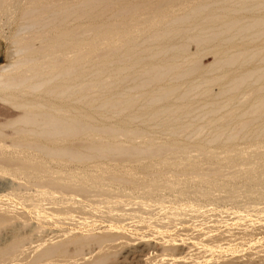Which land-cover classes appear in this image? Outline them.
<instances>
[{"label": "bare ground", "instance_id": "1", "mask_svg": "<svg viewBox=\"0 0 264 264\" xmlns=\"http://www.w3.org/2000/svg\"><path fill=\"white\" fill-rule=\"evenodd\" d=\"M3 15L11 17L15 30L10 38L13 56L0 67V179L6 185L3 196L21 199L28 210L19 214L15 205L0 201V234L27 213L39 224L72 220L76 209H86L84 214H110L114 221L100 232L64 234L60 228L59 240L35 243L34 254L26 257L23 254L28 253L21 252L23 259H18L16 247L22 236L14 241L17 235L12 234L0 241V250L6 247L0 259L16 264H56L58 260L112 264L118 251H104L105 247L125 236L120 224L125 213L118 211V205L123 201L135 205L129 210L138 214L155 203L170 201L162 199L170 191H181V184L212 187L218 182L213 179L225 173L222 168L233 169L225 179L226 189L244 173L241 184L252 186L257 199H263L264 0H0ZM89 162L94 165L87 166ZM132 182L137 190L130 188V192L127 186L132 187ZM22 186L32 187L33 193L20 197ZM138 190L140 194L135 193ZM182 201L181 206L170 201L174 206L167 207L164 216L170 214L173 219L187 214L192 200L187 195ZM207 201L203 202L209 205ZM173 239L167 242L168 249L183 250V254V247ZM92 243L104 249L99 248L101 252L90 261L66 259L68 247L80 255L77 252ZM136 243L130 248L125 244L124 258L132 256L137 264H144L143 251L154 245ZM244 264H264V258Z\"/></svg>", "mask_w": 264, "mask_h": 264}, {"label": "rangeland", "instance_id": "2", "mask_svg": "<svg viewBox=\"0 0 264 264\" xmlns=\"http://www.w3.org/2000/svg\"><path fill=\"white\" fill-rule=\"evenodd\" d=\"M9 15H3V16H0V67L1 66H4V65H6L11 59V57L13 56L12 55V53H13V47H12V45H11V39H13L12 38V32L15 30V27H14V23H12L13 21H11V17L9 16ZM3 17V18H2ZM7 18V19H6ZM8 19H10L9 21H8ZM7 38V39H6ZM11 38V39H10ZM88 165L87 166H89V164L90 165H94V162H92V164H91V162H89V163H87ZM233 169L231 168V170H227V169H225V168H222V172H225V173H227L226 175H225V173L224 174H222V177H221V174H219V176L217 177H215L213 180H215L217 183H215L214 182V184H213V186L211 187H208L207 189L205 188V187H198V185H194L193 184V186H192V184H186V185H183V184H181V185H179L180 187H179V189H181V191L183 192V191H187V190H189V191H187L185 194H184V196H183V194L182 195H180L179 194V192H181V191H179V192H177L176 190L175 191H173V193L174 194H176V195H178L180 198L179 199H177V197L178 196H174V194L173 193H171L172 191H170L169 193L172 195V198L174 197V199H172L171 200V195L170 196H166L165 195V197H167V198H163L162 200H167L168 199V197L170 198V201H179L181 204L183 203V201H182V199H184V198H187V195H188V197L192 200V205H191V207H187L189 210H191V211H189L188 209V211L186 210L185 211V209H184V211L185 212H187V214H185V213H181L182 214V216H181V214H180V216H178V217H176L175 218V216H173V219H172V217L170 216V214H166L167 216H164V214L165 213H168V211H169V207L170 208H172V206H174V204H171L172 206H170V201L169 200H167V201H163L164 203L166 202L167 203V206H164V207H168L167 209H166V212H165V209L162 207L163 205L162 204H164L162 201V204H158V203H155L154 205H152V206H148V207H146L145 209L143 208V209H141L140 211H139V213L141 214H135V213H133L132 214V212L130 211V210H132V209H136L137 208V206H135V205H132V204H128V202H127V204L125 205V203H126V201H123V203H121V205H118V211L120 210V213H125V215H124V217L120 220L121 222H120V224H122V229L123 230H125L124 231V234H125V236L123 237V238H120V239H117V240H114L115 241V245L112 243V245H110V247H105L106 249L104 250V251H106L107 249L108 250H111V252H114V249L116 250V251H118V252H116V254H114V257L112 258L113 259V263L115 264H137L136 263V258H133L132 256H125V258H124V255L126 254L125 252L127 251V249H128V247H126V245L127 246H129V248H130V246L131 245H129V244H135L136 242V245L137 244H141V243H145L146 242V244H148V242H149V244L148 245H154V247L153 246H147V248L143 251V253H144V257H143V262H144V264H227V263H232V264H244V263H246L247 261H252V263H254V262H256L257 261V263L258 262H262V260H263V256H264V243H263V241H264V221H262V220H264V201H262L263 199H264V197H263V199H262V197H260V199H257V198H259L258 196H257V194L258 193H256L254 190V188H252V186H250V188L247 186V187H245V186H243V184H241V178H242V180H243V178L245 177V176H243L244 175V173L242 174H240L239 176L240 177H238L237 178V181H235V183H233V182H231L233 185L235 184L237 187L239 186V187H241V186H243L244 188H237V190L235 191V189H236V186L234 187V189H229V187L228 186H230V184L227 186V188L230 190H228V189H226V187H225V185H226V180L225 179H227V175H228V173H229V171H232ZM261 171V170H260ZM168 175V174H167ZM197 175V174H196ZM191 176H193L192 174H191ZM226 176V177H225ZM147 177V176H146ZM144 178V177H142L143 179H147V178ZM149 177V176H148ZM182 177V176H181ZM141 178V179H142ZM193 178H196L195 177V174H194V176H193ZM223 178V179H222ZM149 179V178H148ZM240 179V180H239ZM2 178L0 179V201H5L6 202V200L8 201V202H2V204H13V205H15L16 207H17V213H19V211H20V213L23 211H26V210H28V209H26L25 207H23V205L25 206V202L23 203V201L21 200V199H18V201L19 200H21L19 203H20V205L17 203L18 201H15L14 200V198H12L11 199V197H8V198H6V197H4L3 196V193L5 194L6 192H4L3 190L5 189L4 187L6 186L5 184H3V185H1V182H2ZM223 180V181H222ZM225 180V181H224ZM4 181V180H3ZM5 182V181H4ZM4 182H2V183H4ZM224 182V183H223ZM240 183V185H239V183ZM221 183V184H220ZM223 183V184H222ZM131 184V183H130ZM135 184H136V182H132V187H130L131 185H128L127 187V189H128V191H130L131 189L130 188H134V189H136L137 190V188H135L136 186H135ZM140 184V182H138V186H140L139 185ZM225 184V185H224ZM134 185V186H133ZM137 185V184H136ZM183 185V186H182ZM218 185H220V186H218ZM222 185H224V187H222ZM233 185H231L230 187L231 188H233L232 186ZM192 186V187H191ZM216 186H218V187H216ZM28 187H30V186H28ZM183 187V188H182ZM23 188H26V190L24 189L23 190ZM32 187H30L29 189L27 188V186L25 187V186H22V187H19V195H20V197H24L25 195H27V194H29V193H33V190L31 189ZM188 188V189H187ZM199 189V192L196 190V189ZM31 189V190H30ZM126 189V190H127ZM130 189V190H129ZM178 189V190H179ZM185 189H187V190H185ZM216 189V190H215ZM219 189H221V190H219ZM239 189V190H238ZM251 189H254V190H252L251 191ZM2 190V191H1ZM22 190V191H21ZM30 190V191H29ZM125 190V191H126ZM191 190V191H190ZM195 190V191H194ZM205 190H206V192L207 193H209L208 195H207V197L206 196H204L205 198H203V196L202 195H205ZM213 192H212V191ZM225 190V191H224ZM231 190H234V191H231ZM241 190V191H240ZM245 190H246V194L247 195H245ZM21 191V192H20ZM26 191V192H25ZM27 191H29V192H27ZM127 191V192H128ZM132 191V190H131ZM130 191V192H131ZM134 191V190H133ZM139 191V190H138ZM205 193H204V192ZM209 191V192H208ZM217 191H218V193H217ZM251 191V193L253 194V192L256 194H254L255 195V197H254V195H253V197L255 198V199H253L252 198V195H250L249 194V192ZM126 192V193H127ZM130 192H128V193H130ZM176 192V193H175ZM194 194H193V193ZM201 192H203V193H201ZM212 192V193H211ZM214 192H215V194H214ZM223 192V193H222ZM229 192V193H228ZM231 192H233V193H235V194H233V193H231ZM242 192H244V193H242ZM248 192V193H247ZM2 193V194H1ZM135 193H138V194H140V191L139 192H136L135 191ZM195 193H196V195L197 196H194L195 195ZM221 193V194H220ZM240 193V194H239ZM23 194V195H22ZM187 194V195H186ZM227 194V195H226ZM243 195V196H241L240 197V195ZM2 195V196H1ZM193 195V197L191 198V196ZM211 195H213V198H214V200L217 198V200L216 201H211L213 198H212V196ZM230 195V196H229ZM201 197V198H198V197ZM215 196V197H214ZM217 196V197H216ZM221 196V197H220ZM237 196V197H236ZM239 196V197H238ZM247 196V197H246ZM248 196H249V199H248ZM3 197V198H2ZM176 197V198H175ZM226 197V198H225ZM243 197H245V198H243ZM182 198V199H181ZM194 198V199H193ZM196 198H198V199H196ZM229 198V199H228ZM232 198V199H231ZM236 198V199H235ZM240 198V199H239ZM252 198V199H251ZM200 199V200H199ZM203 199V200H202ZM205 199H206V201H207V199H208V201L207 202H210L209 203V205L206 203V202H203V201H205ZM221 199H223V200H221ZM12 200V201H11ZM198 201L199 203H200V205L198 204V202H196V201ZM220 200V201H219ZM228 200H229V202H228ZM251 200V201H250ZM258 200V201H257ZM18 204H15V202ZM169 201V202H168ZM185 201V200H184ZM201 201V202H200ZM218 201H219V203H218ZM236 201V202H235ZM245 203H244V202ZM246 201H247V203H246ZM179 202H177V204L179 203ZM195 202V203H194ZM238 202V203H237ZM262 202V203H261ZM178 204V206L180 205L181 206V204ZM195 204V206L198 208H196V207H193V205ZM197 203V204H196ZM205 203V204H204ZM216 203V204H215ZM225 203V204H224ZM232 203V204H231ZM253 203V204H252ZM23 204V205H22ZM124 204V205H123ZM201 204H202V206H201ZM213 204V205H212ZM242 204H244V205H242ZM250 204V205H249ZM1 205V204H0ZM22 205V207L20 208V206ZM128 205V206H127ZM130 205V206H129ZM157 205H159L158 206V208L160 207V210L158 209V208H156L157 207ZM165 205V204H164ZM169 205V206H168ZM199 205V206H198ZM235 205H237V206H235ZM240 205V206H239ZM247 205V206H246ZM254 205V206H253ZM256 205H257V207H256ZM261 206V207H259V206ZM47 207H48V205H46ZM124 206V207H123ZM127 206V207H126ZM131 206H134V207H131ZM155 206V207H154ZM177 206V205H176ZM201 206V207H200ZM209 206V207H208ZM220 208H219V207ZM231 206V207H230ZM246 206V207H245ZM151 207V208H150ZM161 207H162V209H164V211H162L161 210ZM223 207V208H222ZM129 208H131L130 210H129ZM151 209L152 210V212H148L149 210L148 209ZM192 208H196L197 210L195 211V209H193L192 210ZM204 208V209H203ZM248 208V209H247ZM250 208V209H249ZM257 208V209H256ZM147 209V210H146ZM155 209V210H154ZM158 211H157V210ZM200 209V210H199ZM221 209V210H220ZM77 210V211H76ZM76 210H74V212H76L75 214L77 215L78 214V212L80 213V215L78 214L77 216H78V218H77V216L76 215H74V213H73V219L71 220H67V219H62L61 220V222H59V224H57L56 225V223H53V225L52 224H47V223H49V222H47L46 224H44V223H38V222H35L36 220L34 219L33 220V218L32 217H30V213L28 214L27 212V214L26 215H23V216H20V217H24L23 219H22V221H25L24 219H26V221L25 222H22L21 221V219H19L20 217H18L17 219H19V220H17V221H19V222H17L16 220H14V221H16L9 229H6L5 230V232L3 231V232H1V234H0V241H4L5 239H7L6 237H8L9 235H17V237L15 236L14 238H13V240L14 241H16V240H19L20 241V239H18L19 237H21L22 236V241H20L21 243H19V241H18V243L19 244H16L17 246V248H19V249H17V250H19L20 251V253L18 252V256L17 257H19L18 259H23V257H27L29 254H34V252L33 251H35L34 249H37V245H39L40 243H47L48 241L47 240H49V242H55L56 241V238H57V240H59V238H61V237H59V236H61L64 232V234H70V233H74V232H82V231H84V233H90V232H92V229H93V231L94 232H100L105 226H107L108 224H109V226L111 225L110 224V222L109 221H111L112 223H113V221L114 220H110V214H107L106 215V213H100V212H98V211H95V212H92L91 214H89L90 212H88V214H84V212H86V209L84 210V211H78V210H81V209H76ZM83 210V209H82ZM127 210V211H126ZM150 210V211H151ZM154 210V211H153ZM171 210V209H170ZM202 210V211H201ZM142 211H144V212H142ZM183 211V212H184ZM200 211H201V214H204V213H207V214H204V215H201L200 214ZM226 211V212H225ZM240 211V212H239ZM251 211V212H250ZM81 212H83V218L81 217L82 215H81ZM114 212V211H113ZM117 211H115L113 214H115ZM132 214L131 216H129L130 214ZM154 212V213H153ZM159 212V213H158ZM161 212V213H160ZM218 212V213H217ZM225 212V213H224ZM235 212V213H234ZM19 213V214H20ZM118 213V212H117ZM142 213H144V214H142ZM145 213H146V215H145ZM154 215V216H152V214ZM164 213V214H163ZM188 213H190V214H188ZM197 213H198V215H197ZM226 213H228V214H226ZM239 213V214H238ZM100 214H101V216H100ZM103 214H104V216H103ZM127 214H129V215H127ZM156 214V215H155ZM161 214V215H160ZM183 214H185V215H183ZM191 214H193V215H191ZM238 214V215H237ZM87 215V216H86ZM108 215H109V217H108ZM111 215H112V213H111ZM144 215L145 216H147V218L146 217H144ZM186 215L189 217V218H191L190 216H193L191 219H189L188 217H186ZM201 215V216H200ZM222 215V216H221ZM233 215V216H232ZM262 215V216H261ZM27 216V217H26ZM91 216V217H90ZM94 216H96V218H94ZM107 216V217H106ZM133 216H136V217H133ZM137 216H139V218H137ZM184 216V217H183ZM74 217H76V218H74ZM85 217H86V220H85ZM88 217V218H87ZM142 217V220L140 219ZM159 217H163V218H159ZM164 217H165V219H164ZM180 217V218H179ZM183 217V218H182ZM199 217V218H198ZM203 217V218H202ZM205 217V218H204ZM214 217V218H213ZM229 217V218H228ZM243 217V218H242ZM249 217V218H248ZM256 217V218H255ZM32 218V219H31ZM107 218H108V220H107ZM126 218V219H125ZM131 218H133V219H135V220H133V219H130ZM149 218V219H148ZM151 218V219H150ZM154 218V220L156 221V223H155V221L154 220H152ZM167 218H169V219H167ZM174 218H175V220H174ZM179 218V219H178ZM183 220H182V219ZM187 218V219H186ZM194 218V219H193ZM210 218V219H209ZM217 218V219H216ZM235 218V219H234ZM255 218V219H254ZM28 219V220H27ZM75 219H76V221H75ZM78 219H80V220H82V222L80 221V220H78ZM101 219V220H100ZM138 219V220H137ZM146 219V220H145ZM148 219V220H147ZM158 219V220H157ZM170 219H172V220H170ZM197 219V220H196ZM198 219H200V220H202V221H200V220H198ZM214 221H213V220ZM247 219V220H246ZM31 220H33V221H31ZM74 220V221H73ZM97 220H99L98 222H97ZM141 220V221H140ZM152 220V221H151ZM163 220V221H162ZM166 222H165V221ZM168 220V221H167ZM185 220V221H184ZM192 220V221H191ZM208 220V221H207ZM212 220V221H211ZM249 220V221H248ZM21 221V222H20ZM77 221H79V222H77ZM88 223H87V222ZM130 221V222H129ZM139 223H138V222ZM146 221V222H145ZM148 221V222H147ZM151 221V222H150ZM162 221V222H161ZM199 221V222H198ZM215 221H216V223H215ZM218 221V222H217ZM230 221V222H229ZM252 221V222H251ZM258 221V222H257ZM27 222V223H26ZM75 222V223H74ZM78 224H77V223ZM86 224V225H84V223ZM122 222H124V223H122ZM144 222V223H143ZM158 222H159V224H158ZM177 222V223H176ZM183 222H184V224H183ZM188 222H189V224H188ZM193 222V223H192ZM195 222H197V223H195ZM21 223V224H20ZM22 223H25L24 225L22 224ZM72 223V224H71ZM74 223V224H73ZM115 224H116V222H114ZM119 223V222H118ZM117 223V224H118ZM129 223V224H128ZM131 223V224H130ZM149 223H153L152 225L154 226H152V225H150ZM161 223V224H160ZM162 223H164L163 224V226H161L162 225ZM166 223H168V225L166 224ZM173 223V224H172ZM215 223V224H214ZM225 223V224H224ZM234 223H236V224H234ZM238 223V224H237ZM16 224V225H15ZM39 224V225H38ZM55 224V225H54ZM68 224V225H67ZM76 224V225H75ZM104 224V225H103ZM116 224V225H117ZM119 224V225H120ZM138 224V225H137ZM141 224L143 225V227L141 226ZM148 224V225H147ZM176 226H175V225ZM213 224V225H212ZM233 224V225H232ZM26 225V226H25ZM45 225V226H44ZM47 225V226H46ZM58 225H60V227L58 226ZM89 225V226H88ZM124 225H125V227H124ZM133 227H135V228H133ZM186 225V226H185ZM209 227H208V226ZM221 225V226H220ZM240 225V226H239ZM249 225V226H248ZM20 226V227H19ZM24 228H23V227ZM53 226H55V227H53ZM58 226V227H57ZM78 226V227H77ZM84 226V227H83ZM94 226V227H93ZM145 226V227H144ZM146 226H148V227H146ZM206 226V227H205ZM213 226V227H212ZM19 227V228H18ZM57 227V228H56ZM66 227H68V228H66ZM93 227V228H92ZM140 227V228H139ZM152 227H153V229H152ZM193 227V228H192ZM196 227V228H195ZM198 227V228H197ZM22 228V229H21ZM34 228V229H33ZM39 228V229H38ZM41 228V229H40ZM60 228L63 230V233H62V230L60 231ZM81 228V229H80ZM83 228V229H82ZM97 228V229H96ZM127 228V229H126ZM142 228V229H141ZM168 228H170L169 230H168ZM183 230H182V229ZM190 228V229H189ZM215 230H214V229ZM219 228V229H218ZM241 228V229H240ZM250 228H251V230H250ZM44 229V230H43ZM56 229V230H55ZM65 229V230H64ZM70 229V230H69ZM80 229V230H79ZM90 229H91V231H90ZM144 229V230H143ZM146 229V230H145ZM161 229V230H160ZM165 229V230H164ZM193 230V232H191L192 230ZM196 229H198V230H196ZM212 229V230H211ZM246 229V230H245ZM262 229V230H261ZM39 230V231H38ZM51 230V231H50ZM96 230V231H95ZM100 230V231H99ZM130 230V231H129ZM134 230V231H133ZM149 230V231H148ZM157 230V231H156ZM163 230V231H162ZM177 230V231H176ZM182 230V231H181ZM194 230H196V231H194ZM214 230V231H213ZM229 230V231H228ZM241 230V231H240ZM11 233H10V232ZM35 231V232H34ZM69 231H71V232H69ZM142 231V232H141ZM181 231V232H180ZM202 231V232H201ZM245 231V232H244ZM260 231V232H259ZM38 232V233H37ZM46 232H48L47 234H46ZM61 232V233H60ZM134 232V233H133ZM150 232H151V234H150ZM180 232V233H179ZM206 232H207V234H206ZM226 232V233H225ZM228 232L230 233V234H228ZM247 232V233H246ZM249 232V233H248ZM251 232V233H250ZM50 233V234H49ZM53 233V234H52ZM57 235H56V234ZM129 233V234H128ZM171 233V234H170ZM178 233H179V235H178ZM182 233V234H181ZM7 236H6V235ZM28 234V235H27ZM37 234V235H36ZM42 234V235H41ZM46 234V235H45ZM61 234V235H60ZM175 234V235H174ZM185 234V235H184ZM187 234V235H186ZM191 234V235H190ZM3 235V236H2ZM30 235V236H29ZM49 235H50V237H49ZM153 235V236H152ZM5 236V237H4ZM32 236V237H31ZM47 236V237H46ZM52 236V237H51ZM126 236H129V237H126ZM140 236V237H139ZM163 236V237H162ZM183 236V237H182ZM184 236H185V238H184ZM190 236V237H189ZM195 236V237H194ZM218 236H219V239H218ZM257 236V237H256ZM30 237V238H29ZM40 237V238H39ZM152 237H154L153 239H152ZM172 237V238H171ZM182 237V238H181ZM187 237V238H186ZM209 237H210V239L211 238H213L214 240H210L209 239ZM232 237H234V238H232ZM262 237V238H261ZM4 238V239H3ZM24 238V239H23ZM29 238V239H28ZM46 238V239H45ZM49 238H51V239H49ZM55 238V239H54ZM127 238H129V239H127ZM131 238V239H130ZM140 238V239H139ZM144 238V239H143ZM169 238V239H168ZM175 239V244L177 243V244H181L180 246H182L183 247V249H184V255L182 254V251H179V250H173V251H171L170 249H168V245H167V242H169V241H171V239ZM184 238V239H183ZM191 238V239H190ZM238 238V239H237ZM256 238V239H255ZM263 239L262 241H261V239ZM127 239V240H126ZM165 239H167V240H165ZM173 239V240H174ZM180 239V240H179ZM189 239V240H188ZM197 239H198V241H197ZM202 239V240H201ZM260 239V240H259ZM24 240V241H23ZM32 242H31V241ZM42 242H41V241ZM51 240H53V241H51ZM121 240H123L122 241V243L124 244H120L121 243ZM125 240V241H124ZM157 240V241H156ZM185 240V241H184ZM193 240V241H192ZM215 240H216V242H215ZM219 240V241H218ZM226 240H227V242H226ZM229 240H230V242H229ZM40 241V242H39ZM47 241V242H46ZM127 241H129V242H127ZM143 241H145V242H143ZM155 241V242H154ZM164 241H166V242H164ZM179 243H178V242ZM182 241V242H181ZM215 243H213V242ZM236 241V242H235ZM251 241V242H250ZM26 242V243H25ZM31 242V243H30ZM48 242V243H49ZM126 242V243H125ZM139 242V243H138ZM161 242H163V243H161ZM187 242V243H186ZM189 242V243H188ZM195 242V243H194ZM205 242H206V244H205ZM209 242V243H208ZM260 242V243H259ZM37 245H36V244ZM118 245H117V244ZM128 243V244H127ZM162 244V248H161V244ZM169 243H171V242H169ZM185 243H186V245H185ZM208 243V244H207ZM247 243V244H246ZM21 244V245H20ZM121 246H120V245ZM126 244V245H125ZM155 244H157V245H159V248H158V246H156ZM165 244H166V246H165ZM199 244V245H198ZM213 244V245H212ZM229 244V245H228ZM33 245V246H32ZM92 245V246H91ZM166 247L165 249H163V247L164 246ZM179 245H176V246H178L179 247ZM184 245V246H183ZM189 245V246H188ZM193 245V246H192ZM204 245H206V246H204ZM217 245V246H216ZM224 245V246H223ZM235 245V246H234ZM250 245V246H249ZM19 246V247H18ZM20 246H22V247H20ZM33 247V248H31V247ZM112 246V247H111ZM119 248H118V247ZM122 246L124 247V248H122ZM138 246V245H137ZM201 246V247H200ZM208 246V248H206ZM215 246V247H214ZM243 246V247H242ZM15 247V248H16ZM25 247V248H24ZM34 247H36V248H34ZM150 247H152V248H150ZM187 249H186V248ZM195 247V248H194ZM211 247H212V249H211ZM216 247H218V248H216ZM6 248V247H5ZM5 248H3V249H1L0 250V254L2 253V252H5L6 250H5ZM30 248V249H29ZM97 248V249H96ZM101 249V247H98V245H96V244H90V245H88V246H85V248H82L79 252H77L78 254H80L81 252V254L80 255H74V252H73V246H70V247H68V254H67V256H66V259H67V257H69V258H71V260H74V262L75 263H85V262H87V260L88 261H90L92 258H94V256H96L95 254H98L99 253V251H100V249ZM110 248V249H109ZM112 248H113V250H112ZM119 250H118V249ZM122 250H121V249ZM125 248H127V249H125ZM190 248H191V250H190ZM199 248V249H198ZM216 248V249H215ZM224 248V249H223ZM226 248V249H225ZM232 248V249H231ZM235 248V249H234ZM245 250H244V249ZM250 248H252V249H250ZM22 249V250H21ZM33 249V250H32ZM99 249V250H98ZM104 249V248H103ZM103 249H101L102 251H103ZM163 249V250H162ZM186 249V250H185ZM195 249V250H194ZM203 249V250H202ZM225 250V251H223V250ZM69 250H71L73 253H71V251H69ZM96 250V251H95ZM98 250V251H97ZM165 250L167 251V252H165ZM188 250H190V252L188 251ZM194 250V251H193ZM215 250H217V251H215ZM227 250V251H226ZM248 250V251H247ZM250 250V251H249ZM95 251V252H94ZM124 251V252H123ZM149 251V252H148ZM156 251V252H155ZM162 251V252H161ZM164 251V252H163ZM171 251V252H170ZM179 251V252H178ZM185 251H188V252H185ZM199 251V252H198ZM210 251H211V253L212 254H209L210 253ZM232 251V252H231ZM21 252H25V253H28V254H23V253H21ZM30 252V253H29ZM101 252V251H100ZM114 252V253H115ZM120 252V254H117V253H119ZM146 252V253H145ZM192 252V253H191ZM196 252V253H195ZM228 252V254L226 255V253ZM237 252V253H236ZM254 254H253V253ZM88 253V254H87ZM156 253V254H155ZM164 253V254H163ZM167 253H169V254H167ZM179 253V254H178ZM216 253V254H215ZM224 253V254H223ZM21 255V257H20V255ZM25 255V256H23V255ZM85 254V255H84ZM93 255V257H92V255ZM124 254V255H123ZM142 254V253H141ZM149 254V255H148ZM174 254V255H173ZM188 254V255H187ZM200 254V255H199ZM217 254H220V255H223V256H220V255H217ZM230 254V255H229ZM233 254V256H231ZM70 255H72V256H70ZM118 255V256H117ZM152 255H153V257H152ZM192 255V256H191ZM226 255V256H225ZM23 256V257H22ZM31 256V255H30ZM83 256V257H82ZM91 256V257H90ZM164 256V257H163ZM167 258H166V257ZM170 256H172V257H170ZM179 256H181L180 258H178ZM187 256V257H186ZM195 256H196V258H195ZM225 256V257H224ZM241 256V257H240ZM85 257H87L86 259H85ZM158 257V258H157ZM161 257V258H160ZM177 259V261L179 262H177L176 260H175V258ZM185 257H186V259H185ZM189 257V258H188ZM191 257V258H190ZM233 257V258H232ZM252 257V258H251ZM76 258H81V259H76ZM123 258V259H122ZM147 258L149 259V260H147ZM157 258V259H156ZM188 258V259H187ZM225 258L227 259V260H229V261H226L225 260ZM229 258V259H228ZM239 258V259H238ZM248 258V259H247ZM260 258V259H259ZM3 259H5V261L3 260ZM1 258L0 259V264H16V261H12V260H8L7 258ZM7 259V260H6ZM76 259V260H75ZM146 259V260H145ZM151 259V260H150ZM172 261H171V260ZM173 259H174V261L176 262V263H174V261H173ZM183 259H184V261H183ZM233 261H232V260ZM235 259V260H234ZM237 259V260H236ZM256 259H259V260H256ZM2 260V261H1ZM78 260H79V262H78ZM153 260L155 261V262H153ZM161 262H160V261ZM164 260V261H163ZM192 260V261H191ZM198 260V261H197ZM255 260V261H254ZM9 263H8V262ZM77 261V262H76ZM84 261V262H83ZM146 261V262H145ZM187 261V262H186ZM197 263H196V262ZM225 261V262H224ZM235 261V262H234ZM244 263H243V262ZM164 262V263H163ZM227 262V263H226ZM70 263V261H64V260H58L57 261V263L56 264H69ZM112 263V264H113ZM34 264H38V263H34ZM142 264V263H141Z\"/></svg>", "mask_w": 264, "mask_h": 264}]
</instances>
